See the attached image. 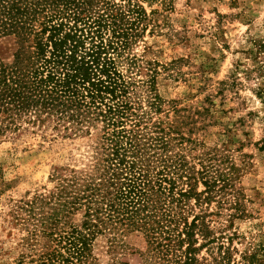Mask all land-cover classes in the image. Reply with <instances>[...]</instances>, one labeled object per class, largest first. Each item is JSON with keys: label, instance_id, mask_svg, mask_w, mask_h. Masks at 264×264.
Listing matches in <instances>:
<instances>
[{"label": "trees", "instance_id": "trees-1", "mask_svg": "<svg viewBox=\"0 0 264 264\" xmlns=\"http://www.w3.org/2000/svg\"><path fill=\"white\" fill-rule=\"evenodd\" d=\"M171 2L0 0V143L51 130L94 148L88 170H56L53 190L20 201L19 264H99V240L117 258L133 232L144 264H200L215 241L207 206L222 203V172L188 158L197 141L159 116L160 64L136 50L158 26L145 4ZM255 248L251 261L264 258Z\"/></svg>", "mask_w": 264, "mask_h": 264}, {"label": "rangeland", "instance_id": "rangeland-1", "mask_svg": "<svg viewBox=\"0 0 264 264\" xmlns=\"http://www.w3.org/2000/svg\"><path fill=\"white\" fill-rule=\"evenodd\" d=\"M145 6L160 13L158 26L136 50L160 64L157 87L165 111L159 116L197 141L184 151L198 168L202 162L222 172V203L207 206L215 241L199 251L200 264H264V258H248L264 247V0ZM5 50L0 45V54ZM93 162L87 136L46 130L0 143V264H19L24 250L25 227L15 218L20 201L53 190L56 170H88ZM125 240L128 248L117 258L99 240L93 251L99 264H144L143 235L133 232Z\"/></svg>", "mask_w": 264, "mask_h": 264}]
</instances>
